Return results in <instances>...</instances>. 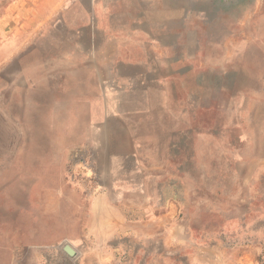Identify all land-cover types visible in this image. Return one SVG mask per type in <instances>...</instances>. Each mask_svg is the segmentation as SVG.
Returning <instances> with one entry per match:
<instances>
[{"label": "rangeland", "instance_id": "374dc122", "mask_svg": "<svg viewBox=\"0 0 264 264\" xmlns=\"http://www.w3.org/2000/svg\"><path fill=\"white\" fill-rule=\"evenodd\" d=\"M38 1L0 0V264H75L65 248L89 200L129 171L140 192L125 204L155 203L139 219L174 195L178 221L222 240L215 264H264V242L228 235L264 230V41L252 39L264 4L169 0L159 41H134L109 31V6L100 31L71 32L97 0H69L45 24Z\"/></svg>", "mask_w": 264, "mask_h": 264}, {"label": "crops", "instance_id": "0c3cea01", "mask_svg": "<svg viewBox=\"0 0 264 264\" xmlns=\"http://www.w3.org/2000/svg\"><path fill=\"white\" fill-rule=\"evenodd\" d=\"M67 1L69 0L38 1L39 12L43 11L40 23H48L46 14H49L50 18L62 13ZM259 1L264 4V0ZM170 3L169 0H97L91 5L93 13H89L91 6L88 4L87 16L82 18L80 15H75L69 19L71 32L75 33L74 26L79 24L85 26L80 33L100 31L99 10L102 7L108 9L109 6L111 11L107 16L110 19L108 21L111 26L110 32L118 33L120 38L126 40L142 41L145 38L159 41L158 25L169 23V9L176 7L175 4ZM71 8L73 9L72 6ZM164 14L168 17L160 21ZM39 15L41 18V13ZM59 24L61 22L56 18L55 25ZM89 26L94 29L90 30ZM263 29L264 25L257 34L252 33V39L264 41ZM76 31L78 32V29ZM119 178L117 193H98L89 200L83 228L77 233L75 245L71 244L76 256L75 264H215L212 254L222 247V240L218 245L216 241L209 239L206 228L193 226L190 221L188 223L178 221L176 216L179 209L174 202L176 200L174 195L164 192L157 194L154 199H157L156 202L159 201L162 206L158 203L156 207H150L145 210L146 217L139 219L136 211L147 204L154 206L155 203H152L153 199L148 197L146 203H142L140 199L139 205L137 202L132 205L125 204L127 201L137 199L135 194L137 191L140 192V188H137V178L131 171L124 172ZM133 186L135 194L129 195L127 191ZM115 187L116 184L113 183V188ZM260 195L264 200V187ZM158 206H161V209L156 210ZM121 207H128V210L122 211ZM261 208L264 210V201ZM128 211L134 215L127 216L130 214L126 213ZM165 225L170 226L165 228ZM239 233L245 235L247 244L255 241L264 242V230L256 237L253 226L245 227L240 231L239 229L230 231L228 235H232L237 240ZM218 235L220 240L226 233L218 230Z\"/></svg>", "mask_w": 264, "mask_h": 264}, {"label": "bare ground", "instance_id": "6f19581e", "mask_svg": "<svg viewBox=\"0 0 264 264\" xmlns=\"http://www.w3.org/2000/svg\"><path fill=\"white\" fill-rule=\"evenodd\" d=\"M94 111V110H93ZM93 113V112H92ZM91 114V113H90ZM103 114V113H102ZM95 115V114H94ZM103 117V116H102ZM102 126V125H101ZM89 127V126H88ZM102 129H97L95 132L96 136V143L98 146H101L103 149L108 148L111 144V141L108 137V131L107 129H104V127H100ZM90 130V129H89ZM90 132V131H89ZM90 136V135H89ZM111 138V137H110ZM89 139V138H88ZM110 143V144H109ZM97 146V147H98ZM107 162V161H106ZM72 248V247H71Z\"/></svg>", "mask_w": 264, "mask_h": 264}, {"label": "water", "instance_id": "95a60500", "mask_svg": "<svg viewBox=\"0 0 264 264\" xmlns=\"http://www.w3.org/2000/svg\"><path fill=\"white\" fill-rule=\"evenodd\" d=\"M65 250L69 255L75 254L74 250L70 246H66Z\"/></svg>", "mask_w": 264, "mask_h": 264}]
</instances>
